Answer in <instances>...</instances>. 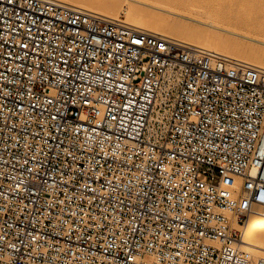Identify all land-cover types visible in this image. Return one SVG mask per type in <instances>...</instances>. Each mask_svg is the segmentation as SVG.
Returning a JSON list of instances; mask_svg holds the SVG:
<instances>
[{"label": "built area", "instance_id": "2783aa9c", "mask_svg": "<svg viewBox=\"0 0 264 264\" xmlns=\"http://www.w3.org/2000/svg\"><path fill=\"white\" fill-rule=\"evenodd\" d=\"M264 71L54 0H0V264H264Z\"/></svg>", "mask_w": 264, "mask_h": 264}, {"label": "bare ground", "instance_id": "6f19581e", "mask_svg": "<svg viewBox=\"0 0 264 264\" xmlns=\"http://www.w3.org/2000/svg\"><path fill=\"white\" fill-rule=\"evenodd\" d=\"M54 1L96 15L101 20L121 22L131 26L135 30L145 31L167 39L183 42L185 44L194 46L204 51H208L223 56L232 62L239 63L245 66L254 67L264 71V49L261 52V54L252 49L248 51L239 50L238 52H233L234 51L232 49L233 45L230 42L226 40L223 41L221 39L222 37H220V34L214 31H213V35L211 36L204 35L203 27H207L210 30H214V29L224 30L231 34H236V33L229 29L217 26V24H215V22H213L210 19H202L204 16L200 15L198 17L195 14L194 16L188 17V19H190L195 24L194 26L196 31L191 32V29L185 24H173V25L167 24L162 19V17L155 12L156 10H163L162 7H160L161 3L160 2L154 3L153 0H112L111 4L99 2L98 5H94V3L97 2V0H54ZM218 1L219 0H212V4L214 5L216 3L218 4L219 3ZM224 1L228 2V0H224ZM233 1L231 0L230 3ZM241 1L243 2V0ZM248 1L251 2V0ZM198 2H201V4L203 3L204 5V0H200V1L198 0ZM222 2L220 0V4ZM122 4H124L126 7H124V5L122 6ZM252 4L254 5L255 8L257 9L259 8L258 10H260V12L254 21L253 19L251 20L253 22H251V26L249 28L253 30L254 29L258 30L261 24L264 23V10L263 11L261 10V8H263L264 6V0H254ZM228 6L229 5H227L226 8L227 10H228ZM238 10L240 12V9ZM254 10L255 9H253V11ZM237 11L235 13L236 15H237ZM241 12L244 13L243 11ZM246 13L245 16L247 15ZM211 16L209 15L208 17ZM238 16L240 15L238 14ZM249 17L251 16L249 15ZM244 37L247 39H251L250 37H246V36ZM191 43L194 44L192 45ZM207 43L208 44L212 43V45H207ZM257 43L264 46V41L257 40ZM215 45H220L221 49L224 50V52L223 53L218 52L217 49L215 48ZM241 248L243 251L247 252L254 259L263 257L262 255H264V219H260L257 217H250L246 227L244 243L242 244Z\"/></svg>", "mask_w": 264, "mask_h": 264}, {"label": "rangeland", "instance_id": "374dc122", "mask_svg": "<svg viewBox=\"0 0 264 264\" xmlns=\"http://www.w3.org/2000/svg\"><path fill=\"white\" fill-rule=\"evenodd\" d=\"M230 1L228 0L227 2V1L221 0V2L223 3V4L221 3L222 4L221 5L220 0H219L218 1L219 3L218 4L216 3L214 5L212 4V0H204V5H203V3L201 4V2H198V0H193V1H190V0H153L154 3H159V2L161 3L160 7H162L163 10H156L155 12L158 15H160L167 24H171V25L185 24L191 29V32H194L196 31L195 26H194L195 24L190 19H188V17L194 16L195 14L198 17L201 15V16H204L202 19H210L213 22H215L217 26L229 29L236 33V34H231L224 30H215V29L210 30L207 27H203L204 35L211 36L213 35V31H214L220 34V37H222L221 39L223 41L226 40L233 45V48H232L234 50V51L232 50L233 52H238L239 50L248 51L252 49L261 54V52L264 49V46L258 44L257 40L264 41V23L261 24L258 30L257 29L253 30L249 28L251 26V22H253L255 18L257 17V15L259 14L260 12V10H258L259 8L258 9L255 8L254 5L252 4L254 0H251V2L248 0H245L246 1L245 2L243 0L244 3L241 0L240 1L232 0L233 2L231 3ZM99 2L111 4L112 0H97V2L94 3V5H98ZM248 2L251 4V6ZM226 4L229 5L228 10L226 9L227 8ZM123 5L124 4H122V6ZM124 7L126 6L124 5ZM252 8L255 10L253 11ZM236 9L237 10L240 9V12L239 10L237 11ZM261 10L262 11L264 10V6L263 8H261ZM236 11H237V15L235 14ZM241 11H243L244 13H242ZM227 12L229 13V15ZM245 13L247 14L246 16H245ZM238 14L240 16H238ZM209 15L210 16L212 15V16L208 17ZM249 15L252 18L249 17ZM252 19L253 21H251ZM244 36L250 37L251 39H247ZM207 45H212V43H209V44L207 43ZM215 48L217 49L218 52H221V53L224 52V50L221 49L220 45H215ZM257 218H260V217H257ZM260 219H263V218H260ZM262 256L264 257V255Z\"/></svg>", "mask_w": 264, "mask_h": 264}]
</instances>
